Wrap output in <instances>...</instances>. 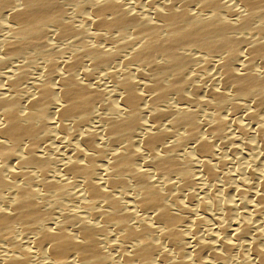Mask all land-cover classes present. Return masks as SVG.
<instances>
[{
  "label": "bare ground",
  "instance_id": "obj_1",
  "mask_svg": "<svg viewBox=\"0 0 264 264\" xmlns=\"http://www.w3.org/2000/svg\"><path fill=\"white\" fill-rule=\"evenodd\" d=\"M0 264H264V0H0Z\"/></svg>",
  "mask_w": 264,
  "mask_h": 264
},
{
  "label": "rangeland",
  "instance_id": "obj_2",
  "mask_svg": "<svg viewBox=\"0 0 264 264\" xmlns=\"http://www.w3.org/2000/svg\"><path fill=\"white\" fill-rule=\"evenodd\" d=\"M228 156H229V155H228ZM228 156L226 155L225 158L228 157ZM228 158H229V157H228ZM228 158H226V159H228ZM251 229L253 230V229H254V226H253Z\"/></svg>",
  "mask_w": 264,
  "mask_h": 264
}]
</instances>
